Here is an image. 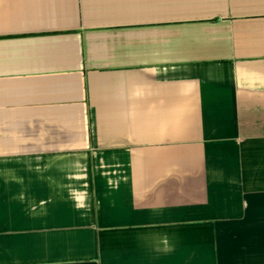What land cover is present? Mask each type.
<instances>
[{"label":"crops","instance_id":"obj_1","mask_svg":"<svg viewBox=\"0 0 264 264\" xmlns=\"http://www.w3.org/2000/svg\"><path fill=\"white\" fill-rule=\"evenodd\" d=\"M0 264H264V0H0Z\"/></svg>","mask_w":264,"mask_h":264}]
</instances>
